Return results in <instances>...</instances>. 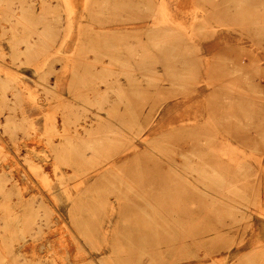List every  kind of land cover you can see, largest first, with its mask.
Here are the masks:
<instances>
[{
  "label": "rangeland",
  "instance_id": "obj_1",
  "mask_svg": "<svg viewBox=\"0 0 264 264\" xmlns=\"http://www.w3.org/2000/svg\"><path fill=\"white\" fill-rule=\"evenodd\" d=\"M0 222V264H264V0H0Z\"/></svg>",
  "mask_w": 264,
  "mask_h": 264
},
{
  "label": "bare ground",
  "instance_id": "obj_2",
  "mask_svg": "<svg viewBox=\"0 0 264 264\" xmlns=\"http://www.w3.org/2000/svg\"><path fill=\"white\" fill-rule=\"evenodd\" d=\"M14 11V10H13ZM14 13V12H13ZM15 14V13H14ZM158 41V40H157ZM28 42V41H27ZM28 47V46H27ZM25 49V48H24ZM26 51V50H25ZM95 65V64H94ZM163 80H166V79H163ZM162 80V81H163ZM168 81H170L169 79H167ZM6 81V80H5ZM161 81V82H162ZM6 83V82H5ZM163 83V82H162ZM106 94V93H105ZM98 98V97H97ZM96 99V98H95ZM163 104V103H162ZM161 104V105H162ZM160 105V106H161ZM162 107H163V105H162ZM160 108V107H159ZM85 113V112H84ZM101 118V117H100ZM11 120V119H10ZM157 122V121H156ZM84 127V126H83ZM16 129V128H15ZM79 129V128H78ZM71 133V132H70ZM83 133V132H82ZM22 136V135H21ZM60 141V140H59ZM71 141V140H70ZM72 142V141H71ZM70 142V143H71ZM73 143V142H72ZM90 144V143H89ZM59 145V144H58ZM62 145V144H61ZM91 145V144H90ZM89 146V145H88ZM61 147V146H60ZM78 148V147H77ZM85 150V149H84ZM61 151H62V149H61ZM66 161V160H65ZM2 188V187H1ZM2 191H3V189H2ZM10 195V194H9ZM39 200H37V201H35V203H37ZM14 209H15V217H14V219H16V218H18V212H19V210H18V207H14ZM15 222V221H14ZM16 223V222H15ZM8 225L9 226V224H8V222H4V223H2V222H0V225L2 226V225ZM35 224L37 225V226H39V223H38V221H36L35 222ZM199 257V256H198ZM199 259V258H198ZM201 259V258H200ZM40 264V263H39ZM43 264V263H42ZM102 264H106V262L104 261V262H102Z\"/></svg>",
  "mask_w": 264,
  "mask_h": 264
}]
</instances>
